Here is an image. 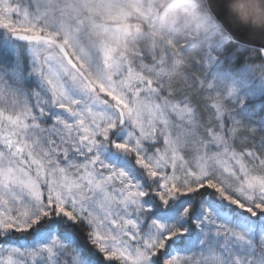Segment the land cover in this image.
Returning <instances> with one entry per match:
<instances>
[{"label":"snow or ice","instance_id":"obj_1","mask_svg":"<svg viewBox=\"0 0 264 264\" xmlns=\"http://www.w3.org/2000/svg\"><path fill=\"white\" fill-rule=\"evenodd\" d=\"M70 7L0 0V264H264V30L186 0L105 66Z\"/></svg>","mask_w":264,"mask_h":264},{"label":"rangeland","instance_id":"obj_2","mask_svg":"<svg viewBox=\"0 0 264 264\" xmlns=\"http://www.w3.org/2000/svg\"><path fill=\"white\" fill-rule=\"evenodd\" d=\"M72 17L82 21L89 44L101 50L105 66L112 59L126 58L142 45L145 51L163 47L154 39L171 29L184 28L180 0H63Z\"/></svg>","mask_w":264,"mask_h":264},{"label":"water","instance_id":"obj_3","mask_svg":"<svg viewBox=\"0 0 264 264\" xmlns=\"http://www.w3.org/2000/svg\"><path fill=\"white\" fill-rule=\"evenodd\" d=\"M228 13L233 23L264 30V0H228Z\"/></svg>","mask_w":264,"mask_h":264},{"label":"trees","instance_id":"obj_4","mask_svg":"<svg viewBox=\"0 0 264 264\" xmlns=\"http://www.w3.org/2000/svg\"><path fill=\"white\" fill-rule=\"evenodd\" d=\"M180 1V0H179ZM182 2H186V0H181ZM202 2H203V0H202Z\"/></svg>","mask_w":264,"mask_h":264}]
</instances>
